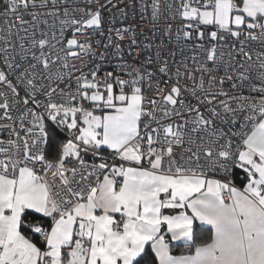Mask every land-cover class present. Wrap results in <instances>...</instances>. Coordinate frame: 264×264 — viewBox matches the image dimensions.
Masks as SVG:
<instances>
[{
	"label": "snow or ice",
	"instance_id": "6c2138e0",
	"mask_svg": "<svg viewBox=\"0 0 264 264\" xmlns=\"http://www.w3.org/2000/svg\"><path fill=\"white\" fill-rule=\"evenodd\" d=\"M0 264H264V0H0Z\"/></svg>",
	"mask_w": 264,
	"mask_h": 264
},
{
	"label": "built area",
	"instance_id": "2783aa9c",
	"mask_svg": "<svg viewBox=\"0 0 264 264\" xmlns=\"http://www.w3.org/2000/svg\"><path fill=\"white\" fill-rule=\"evenodd\" d=\"M225 90H227V85L225 86Z\"/></svg>",
	"mask_w": 264,
	"mask_h": 264
},
{
	"label": "crops",
	"instance_id": "0c3cea01",
	"mask_svg": "<svg viewBox=\"0 0 264 264\" xmlns=\"http://www.w3.org/2000/svg\"><path fill=\"white\" fill-rule=\"evenodd\" d=\"M205 227H207V226H205Z\"/></svg>",
	"mask_w": 264,
	"mask_h": 264
}]
</instances>
